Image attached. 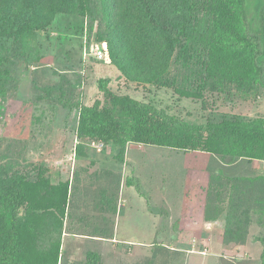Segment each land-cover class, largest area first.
Masks as SVG:
<instances>
[{"label": "rangeland", "instance_id": "obj_1", "mask_svg": "<svg viewBox=\"0 0 264 264\" xmlns=\"http://www.w3.org/2000/svg\"><path fill=\"white\" fill-rule=\"evenodd\" d=\"M94 1L100 2L95 20L84 12L87 0H0V57H6L3 68L9 70L0 82L5 91L0 94V168L8 158L17 162L16 173L0 176V204L22 177L42 176L53 184L55 177H72L77 171L82 182H98L102 190L116 189L121 177L119 194H76L79 211L70 223L78 234L67 233L89 238L67 264H262L264 203L250 210L245 245H225L224 218L206 221L205 211L208 194H218L213 182L254 178L260 187L257 194H264V159L238 157L226 163L207 151L130 142L128 147L138 150L119 162L113 141L81 136L79 107L117 117L134 99L191 123L220 122L224 116L251 121L264 119V86L244 94L210 89L200 98L183 96L187 86L179 57L187 37L181 25L190 32L188 23L204 0L190 7L179 1L190 13L169 7L154 14L148 9L150 0H106L105 7L102 0ZM260 1L248 0L246 24L252 31L259 27ZM126 42L161 75L148 71V79L132 78L114 63L109 44L121 47ZM101 78H111L105 90ZM53 85L63 86V99L74 108L64 107L60 89L46 88ZM93 141L104 142L103 151L91 145ZM80 144L85 155L77 153ZM125 178V193L120 194ZM130 187L135 194H128ZM112 196L119 206L115 216L109 209ZM182 202L184 213L198 223L186 232L172 226ZM7 217L1 209L0 227ZM64 256L61 247L59 264H64Z\"/></svg>", "mask_w": 264, "mask_h": 264}, {"label": "trees", "instance_id": "obj_2", "mask_svg": "<svg viewBox=\"0 0 264 264\" xmlns=\"http://www.w3.org/2000/svg\"><path fill=\"white\" fill-rule=\"evenodd\" d=\"M179 1L182 6L190 7L198 0H150L148 9L152 14L169 7L190 13L188 10L184 12L185 7L180 6ZM87 2L86 10L84 5L81 9L89 11L95 20L100 2ZM260 3L257 31L247 26L248 0H204L200 12L188 23L190 32L186 31L187 25L186 28L181 25L187 37V45L179 57L187 86L183 96L200 98L205 90L210 89H236L244 94L253 91L258 84L264 86V1ZM102 4L108 6L106 0H102ZM52 6L58 7V4L52 3ZM58 9L62 11L63 8L60 6ZM109 45L113 62L128 76L148 79V71L158 77L161 75L133 43L126 42L121 47ZM5 59L0 57V82L4 81V74L9 73L3 68ZM110 82L111 78H101L100 88L105 90ZM46 88L60 89L64 107H75L63 99L62 85ZM0 94H5L4 89ZM79 108L82 113L81 136L113 141L119 148L115 157L119 162L125 161L130 142L207 151L221 155L226 163H233L238 157L264 159L262 118L246 121L224 116L220 122L191 123L150 103L134 99L124 105L117 117L104 115L91 106ZM77 153L85 155V146L80 144ZM16 163L8 158L6 166L0 168V176L16 173ZM80 176L76 171V184L82 182ZM230 181L229 184L225 180L212 183V190L218 194H208L205 219L214 222L224 218L223 243L245 245L250 233V210L264 203V194H257L260 189L257 179L237 177ZM118 182L116 189L108 186L102 194H119L121 177ZM223 186L225 189L220 190ZM68 191V182L52 184L42 176L35 180L22 177L14 182L0 204V210L6 209L8 215L0 227V264H59L65 229L78 234L74 223H70L73 213L79 211L75 203L77 197ZM118 208V200L112 196L109 209L113 216L117 215ZM193 223V217L186 211L175 221L173 228L175 231L190 230L198 226V223ZM96 236L105 237L102 233ZM54 238L55 242L52 241ZM262 241L264 243V238ZM165 251L170 253L168 249Z\"/></svg>", "mask_w": 264, "mask_h": 264}, {"label": "crops", "instance_id": "obj_3", "mask_svg": "<svg viewBox=\"0 0 264 264\" xmlns=\"http://www.w3.org/2000/svg\"><path fill=\"white\" fill-rule=\"evenodd\" d=\"M135 149V148H134ZM138 150V148H137ZM137 150H133L132 146H129L128 147V151H127V157H126V161L128 158H130V154L132 152H135ZM141 150L139 149L138 152H140ZM133 156V155H132ZM129 160V159H128ZM113 161V160H112ZM110 167V166H108ZM109 169H113V170H117L119 171L120 169H117V168H113V167H110ZM75 179V173L73 174V176L71 177V175L67 178H54L53 180V184H59L61 181L63 182H68L69 183V191H68V194H102V189L101 187L103 188L104 186L101 184H99L98 182H88L87 184L85 182H81V183H75L74 180ZM126 181H127V178L123 179V185H122V190H121V193L120 194H124L125 193V186H126ZM131 188L130 187V190H129V193L128 194H135L131 191ZM75 189V190H74ZM104 192H106L104 190ZM183 203L182 202V208L180 209V212L179 214L177 215V217L172 221V226L173 224L175 223V221L177 219H179L184 211H183ZM122 206H125L122 205ZM183 232V231H182ZM186 232V230H185ZM84 238H89L88 236L87 237H79L78 235H68L67 233V230L64 231V234H63V239H62V247H63V252H64V264H67L68 263V257H72L73 254L79 249V245L80 243L83 242V239ZM204 259L207 258V255L206 256H202ZM71 260V259H70Z\"/></svg>", "mask_w": 264, "mask_h": 264}, {"label": "built area", "instance_id": "obj_4", "mask_svg": "<svg viewBox=\"0 0 264 264\" xmlns=\"http://www.w3.org/2000/svg\"><path fill=\"white\" fill-rule=\"evenodd\" d=\"M91 145L95 146L97 148L98 151H103V149L105 148V143L104 142H97V141H93L91 143Z\"/></svg>", "mask_w": 264, "mask_h": 264}]
</instances>
